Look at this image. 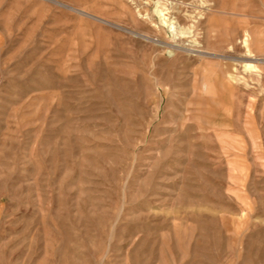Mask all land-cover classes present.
Returning a JSON list of instances; mask_svg holds the SVG:
<instances>
[{"label":"rangeland","instance_id":"obj_1","mask_svg":"<svg viewBox=\"0 0 264 264\" xmlns=\"http://www.w3.org/2000/svg\"><path fill=\"white\" fill-rule=\"evenodd\" d=\"M0 264H264V0H0Z\"/></svg>","mask_w":264,"mask_h":264},{"label":"bare ground","instance_id":"obj_2","mask_svg":"<svg viewBox=\"0 0 264 264\" xmlns=\"http://www.w3.org/2000/svg\"><path fill=\"white\" fill-rule=\"evenodd\" d=\"M171 30V29H170Z\"/></svg>","mask_w":264,"mask_h":264}]
</instances>
